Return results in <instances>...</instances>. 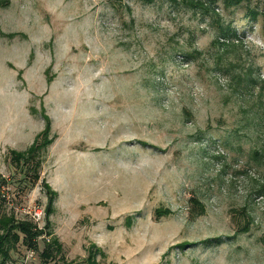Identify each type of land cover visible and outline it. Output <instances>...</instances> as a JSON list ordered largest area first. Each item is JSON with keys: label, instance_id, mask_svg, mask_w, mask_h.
<instances>
[{"label": "rangeland", "instance_id": "rangeland-1", "mask_svg": "<svg viewBox=\"0 0 264 264\" xmlns=\"http://www.w3.org/2000/svg\"><path fill=\"white\" fill-rule=\"evenodd\" d=\"M3 216L0 264H264V0H0Z\"/></svg>", "mask_w": 264, "mask_h": 264}, {"label": "trees", "instance_id": "trees-1", "mask_svg": "<svg viewBox=\"0 0 264 264\" xmlns=\"http://www.w3.org/2000/svg\"><path fill=\"white\" fill-rule=\"evenodd\" d=\"M235 2H239L240 0H234ZM253 14V12H252ZM49 132V123L47 122L44 129L36 135L35 139L32 142V145H30L26 151L19 152L10 150L11 154V160L14 161L15 164H19L21 160L26 161L29 158H32L34 153L37 152V150L41 146L40 141L42 140V144H47L49 141L47 139ZM37 179V175H35V178ZM33 182L35 180H32ZM4 182V179H2V182ZM43 188H45V192L49 190L48 186L44 183L42 185ZM47 190V191H46ZM158 212H164L166 213L167 210H156ZM46 212V210H45ZM163 213V214H164ZM0 228L2 229V233L0 234V253L3 256H7V249L5 245L9 244L8 242L11 241H18L19 240V234H22V242L26 245L27 248L33 250L36 248V240L38 237H41L44 233V230L41 228H38L34 223L32 222H26V221H16L13 222L11 217H1L0 218ZM10 238V239H9ZM51 243H49V240L46 242L44 248L42 249L41 254L44 255V257H50V250L53 245H55V248L58 247L57 241L51 246Z\"/></svg>", "mask_w": 264, "mask_h": 264}, {"label": "built area", "instance_id": "built-area-1", "mask_svg": "<svg viewBox=\"0 0 264 264\" xmlns=\"http://www.w3.org/2000/svg\"><path fill=\"white\" fill-rule=\"evenodd\" d=\"M39 214H40V211H38V210L34 212L35 216H39Z\"/></svg>", "mask_w": 264, "mask_h": 264}]
</instances>
